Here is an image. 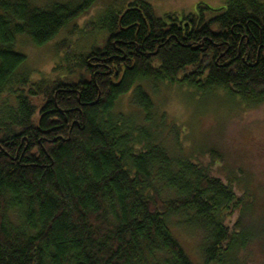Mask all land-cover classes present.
Instances as JSON below:
<instances>
[{
    "label": "trees",
    "instance_id": "trees-1",
    "mask_svg": "<svg viewBox=\"0 0 264 264\" xmlns=\"http://www.w3.org/2000/svg\"><path fill=\"white\" fill-rule=\"evenodd\" d=\"M93 1L0 0V264H249L264 233L245 227L240 180L221 174L215 147L171 153L141 84L264 104V2L201 3L178 19L133 0L106 16L108 35L77 56L80 69L20 71L18 37L45 44ZM130 92L138 115L116 109ZM178 225L202 232L198 262Z\"/></svg>",
    "mask_w": 264,
    "mask_h": 264
},
{
    "label": "rangeland",
    "instance_id": "rangeland-1",
    "mask_svg": "<svg viewBox=\"0 0 264 264\" xmlns=\"http://www.w3.org/2000/svg\"><path fill=\"white\" fill-rule=\"evenodd\" d=\"M28 1L47 7L55 1L80 3L82 0ZM131 1L94 0L42 45H35L28 37H18L14 48L25 55L20 71L27 72L35 80L53 78L65 75L71 69H80L77 56L93 46L102 45L108 35L106 29L101 28L106 16L121 10ZM145 1L153 6L156 15L162 17L171 14L180 19L189 13L198 14V5L201 3L215 10L224 8L229 0ZM204 13L211 15L210 11ZM141 85L153 102L151 116L158 114L157 126L162 123L161 116L165 118L159 132V140L163 145L173 154L180 151L181 154L197 157L206 148L219 149L223 157L218 167L221 174L229 178L232 173L234 178L230 177L231 181L239 179V185L235 186L237 194H245L252 204L245 227L253 234L264 233V104L249 106L239 100L233 102L230 95L221 92L213 97L201 93L194 95L191 90L178 84L159 81L143 82ZM116 109L130 115L137 114L138 107L133 94L130 92L123 96ZM194 149L199 151L194 153ZM243 179H246L245 183ZM173 229L189 257L196 262L201 260L202 232L179 225ZM262 242L253 243L245 251L249 264H264V239Z\"/></svg>",
    "mask_w": 264,
    "mask_h": 264
},
{
    "label": "flooded vegetation",
    "instance_id": "flooded-vegetation-1",
    "mask_svg": "<svg viewBox=\"0 0 264 264\" xmlns=\"http://www.w3.org/2000/svg\"><path fill=\"white\" fill-rule=\"evenodd\" d=\"M181 19V18H180ZM189 22H185L184 24L187 25Z\"/></svg>",
    "mask_w": 264,
    "mask_h": 264
}]
</instances>
